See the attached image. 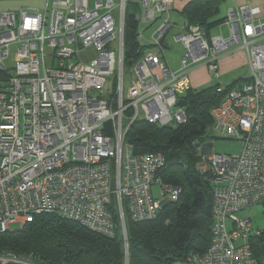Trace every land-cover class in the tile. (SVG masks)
Wrapping results in <instances>:
<instances>
[{"label": "built area", "instance_id": "obj_1", "mask_svg": "<svg viewBox=\"0 0 264 264\" xmlns=\"http://www.w3.org/2000/svg\"><path fill=\"white\" fill-rule=\"evenodd\" d=\"M128 1L52 0L43 9L0 10V233L57 213L114 236L117 209L127 243L125 208L132 221L153 220L164 200L177 201L181 193L158 174L164 153L135 155L126 146L130 126L139 119L161 126L186 123L189 116L179 102L192 88L193 68L203 64L219 77L221 59L243 50L252 81L234 86L211 108L212 129L241 140L242 150L227 155L205 147L208 141L202 146L211 150L206 156L212 168V240L204 252L175 264H259L249 242L251 218L238 214L264 200L261 9L249 4L228 9L215 34L185 22L175 36L184 54L173 71L164 44L173 27L174 0H139V35L143 26L165 18L145 38L149 48L135 63L136 79L126 90ZM109 123L112 134L104 130ZM154 183L160 184L161 199L154 197ZM10 261L42 264L32 254L0 253V264Z\"/></svg>", "mask_w": 264, "mask_h": 264}, {"label": "trees", "instance_id": "obj_2", "mask_svg": "<svg viewBox=\"0 0 264 264\" xmlns=\"http://www.w3.org/2000/svg\"><path fill=\"white\" fill-rule=\"evenodd\" d=\"M225 0H192L181 11L185 22L199 24L211 32L223 24ZM140 5L129 0L125 14V38L129 27L132 38L125 41V65L136 63L149 48L138 38ZM237 80L219 92L214 86L190 88L179 104L189 116L184 124L166 125L139 119L126 136L133 154L162 152L165 166L159 175L167 184L181 188L179 199L167 205L153 220L135 222L128 218L127 243L116 209L114 236L96 232L57 213H43L17 230L0 233V253L33 255L42 264H175L190 253H202L210 245L213 227L212 168L202 146L212 137L211 108L217 105ZM104 130L112 134L111 124ZM227 138V137H225ZM259 264H264V229L249 240Z\"/></svg>", "mask_w": 264, "mask_h": 264}, {"label": "rangeland", "instance_id": "obj_3", "mask_svg": "<svg viewBox=\"0 0 264 264\" xmlns=\"http://www.w3.org/2000/svg\"><path fill=\"white\" fill-rule=\"evenodd\" d=\"M2 1H9V0H2ZM118 1V0H117ZM136 1V0H135ZM136 2L139 3V0ZM2 2L0 1V10L1 8H4V5L1 4ZM46 4V0H41V1H33L32 3L28 5H24L26 8H44ZM52 4V3H51ZM91 5H93V0H91ZM52 7V5H50ZM221 14L227 15V10L225 7L221 10ZM115 17L117 19L118 27L120 25V14L119 11H115ZM173 23H177V25L173 24L172 29L168 32L166 36V42L165 46V59L169 63L170 67L172 68L173 71H177L179 69V62L184 54V46L181 41H177L175 36L179 33H182L184 31L182 24V18L174 15L171 20ZM226 27H224V30ZM144 34H138L139 41L142 45L148 44L145 38H149L151 31L143 28ZM138 32V30H137ZM217 30L216 28H213L211 33L214 34L216 33ZM132 38V30L128 27L126 31V38L125 41L129 42ZM236 46V45H234ZM14 54H15V49H12L11 56L7 64L11 65L13 63L14 59ZM49 59V57H48ZM241 62V60H240ZM116 74L115 73L112 77H110V82L113 81L115 83L116 81ZM212 77L210 83L206 84L203 88L209 87V86H214L215 88L217 87H222V88H227L229 87L234 80H237L236 84H240L243 82H250L252 81V70L249 65V63H238L235 67H232L229 71L224 72L223 74L220 73L219 77H216L215 75H210ZM124 78H125V87L126 90L132 85V83L136 79V74H135V63L134 64H126L124 66ZM200 88V89H203ZM132 112L129 110L126 112V116L130 117V114ZM210 135L212 136L210 140L208 141V145L206 144L205 147L212 148V151L214 153L218 154H227V155H238L241 153L243 143L239 139L235 138H225L222 135H220L218 132L213 130H209ZM152 191L154 194V197L156 199H161V189H160V184L159 183H154L152 186ZM127 215V213H126ZM240 217H250L251 218V223H252V234H257L261 232L264 229V206L262 204V201L259 202L258 204L252 205L248 207L246 210L242 211L241 213L238 214ZM128 220V216H127ZM19 229V226L17 224H12L10 226V230H17ZM238 244V243H237Z\"/></svg>", "mask_w": 264, "mask_h": 264}, {"label": "crops", "instance_id": "obj_4", "mask_svg": "<svg viewBox=\"0 0 264 264\" xmlns=\"http://www.w3.org/2000/svg\"><path fill=\"white\" fill-rule=\"evenodd\" d=\"M0 1L2 2L1 4L4 5V8H1V10H5V9H14L15 10V9H20V8H26L22 4L28 5V4L32 3L33 1H41V0H9V1L0 0ZM115 1H116V3H119L121 0H118V1L115 0ZM133 1H135V0H133ZM190 1H192V0H174V9L169 14V20L171 23H173L171 21L172 17L174 15H177V16L182 18L183 22L181 25L184 26L185 20L182 17L180 11ZM51 3H52V0H46L45 7L47 6V4L52 5ZM242 4H249L251 6L260 7L261 13L258 16L257 21L258 22H260V21L264 22V0H225L224 4L222 5V9L225 7V9L228 11V9H231L233 7H236V6L242 5ZM164 18H165V16L162 18H159L154 23L147 24V25L143 26V28L145 27V29L151 31V34H150V36H151L153 34V32L157 28L160 27ZM173 24L177 25V23H173ZM224 27H226L225 30H224ZM222 28H223L224 34L228 35L229 31H228L227 26H223ZM216 30L218 32L219 27H216ZM240 60H241V62L247 63V56L243 50L236 51L233 54L230 53L228 55H225L220 61V73L223 74L224 72L229 71L232 67H235L238 63H241ZM210 75H212V74H210L207 66H205L203 64L196 65L193 68L192 75H191V84H192L191 86H192V88L200 89V88H203L206 84L210 83V81L212 79V77Z\"/></svg>", "mask_w": 264, "mask_h": 264}, {"label": "water", "instance_id": "obj_5", "mask_svg": "<svg viewBox=\"0 0 264 264\" xmlns=\"http://www.w3.org/2000/svg\"><path fill=\"white\" fill-rule=\"evenodd\" d=\"M164 39L165 38H163L162 39V42H164ZM210 151L211 150H207L205 147H202V152H203V154H205V155H207L208 153H210ZM170 203H172L171 201H169V200H164L163 201V208H165L167 205H169ZM262 204H263V206H264V200L262 201ZM6 264H23V263H16V262H7Z\"/></svg>", "mask_w": 264, "mask_h": 264}]
</instances>
